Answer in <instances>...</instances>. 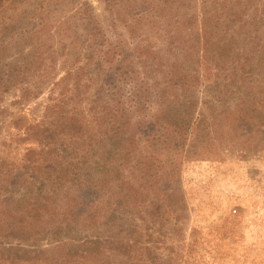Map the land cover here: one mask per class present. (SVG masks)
I'll use <instances>...</instances> for the list:
<instances>
[{
  "label": "rangeland",
  "instance_id": "374dc122",
  "mask_svg": "<svg viewBox=\"0 0 264 264\" xmlns=\"http://www.w3.org/2000/svg\"><path fill=\"white\" fill-rule=\"evenodd\" d=\"M0 224V264H264V0H0Z\"/></svg>",
  "mask_w": 264,
  "mask_h": 264
},
{
  "label": "trees",
  "instance_id": "16d2710c",
  "mask_svg": "<svg viewBox=\"0 0 264 264\" xmlns=\"http://www.w3.org/2000/svg\"><path fill=\"white\" fill-rule=\"evenodd\" d=\"M174 77L176 78L177 76L175 75ZM186 84H187V82L182 80V86L186 87L187 86ZM195 85H196V83H193V86H195ZM193 104H194V102H192V105ZM163 112H166V110H164ZM189 114L190 113H188V115ZM181 125H182V127L185 126V124H181ZM187 127H189V126H187ZM177 129H179V127ZM197 129L198 128H195V130H194L195 133L197 132ZM146 170H148V167H146ZM150 178H151L152 182H155V185L153 186V188L155 189L156 194L160 193V186H161L160 185V177L157 176V178H154V175L150 174ZM2 215H3V218L6 220L5 221L6 222L5 227H6L7 231L12 230L14 233H18L19 235H21V236H17V237H24V235L27 237V232L24 230V226H23V224H21V222L19 221L17 216L11 214L9 210H4ZM1 225L2 224H0V228H1Z\"/></svg>",
  "mask_w": 264,
  "mask_h": 264
}]
</instances>
